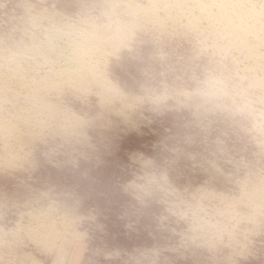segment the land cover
I'll return each mask as SVG.
<instances>
[{"label":"clouds","instance_id":"clouds-1","mask_svg":"<svg viewBox=\"0 0 264 264\" xmlns=\"http://www.w3.org/2000/svg\"><path fill=\"white\" fill-rule=\"evenodd\" d=\"M166 118L204 134L202 181L138 158L158 226L112 259L264 264V0H0V264H81L87 193L59 173Z\"/></svg>","mask_w":264,"mask_h":264},{"label":"rangeland","instance_id":"rangeland-1","mask_svg":"<svg viewBox=\"0 0 264 264\" xmlns=\"http://www.w3.org/2000/svg\"><path fill=\"white\" fill-rule=\"evenodd\" d=\"M205 147L204 134L194 137L183 122L166 118L141 123L118 138L94 137L82 156L69 160L59 173L61 184L87 193L81 208L86 219L78 229L87 231L81 264H116L113 254L131 248L130 238L136 246L153 243L158 224L141 204L138 185L145 181L141 165L135 162L138 158L163 161L178 157L177 169L199 183L202 173L198 165ZM10 187L0 177V191H10ZM66 222L75 227L70 217ZM33 257L51 264V257L35 252Z\"/></svg>","mask_w":264,"mask_h":264}]
</instances>
